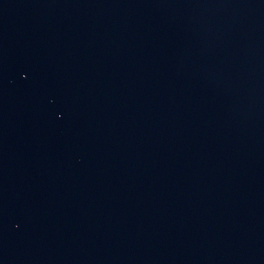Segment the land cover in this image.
<instances>
[{
    "label": "water",
    "instance_id": "95a60500",
    "mask_svg": "<svg viewBox=\"0 0 264 264\" xmlns=\"http://www.w3.org/2000/svg\"><path fill=\"white\" fill-rule=\"evenodd\" d=\"M0 264H264V0H0Z\"/></svg>",
    "mask_w": 264,
    "mask_h": 264
}]
</instances>
